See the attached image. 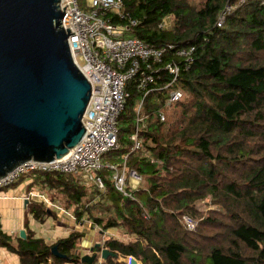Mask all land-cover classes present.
Masks as SVG:
<instances>
[{
  "label": "trees",
  "instance_id": "trees-1",
  "mask_svg": "<svg viewBox=\"0 0 264 264\" xmlns=\"http://www.w3.org/2000/svg\"><path fill=\"white\" fill-rule=\"evenodd\" d=\"M123 2L124 13L137 21L132 38L154 47L196 46V62L177 85L184 98L165 110V122L156 114L163 104L148 100L139 126L143 147L132 152L141 94L128 85L120 149L105 159L121 165L128 155L127 170L141 177L138 190L126 191L134 200L115 189L107 171L99 173L105 193L81 175L38 174L37 181L99 235L120 233L94 250L116 254L103 264H126L120 261L126 257L142 264H264V0ZM228 7L233 9L218 28ZM113 23L123 24L117 16ZM207 199L220 211H208ZM30 211L38 218L47 214L40 204ZM184 216L199 222L195 232L185 229ZM84 238L74 231L58 242L61 259L42 240L14 241L0 227V245L21 264H82Z\"/></svg>",
  "mask_w": 264,
  "mask_h": 264
},
{
  "label": "built area",
  "instance_id": "built-area-1",
  "mask_svg": "<svg viewBox=\"0 0 264 264\" xmlns=\"http://www.w3.org/2000/svg\"><path fill=\"white\" fill-rule=\"evenodd\" d=\"M87 7L88 11L84 12L79 0H60V10L65 13L62 28L74 34L68 38L73 61L92 88L82 119L84 138L64 159L27 161L19 165L0 179V192L14 186L24 176L63 174L81 175L88 184L105 193L106 183L99 173L107 171L115 189L132 198L127 188L138 190L141 178L136 172L127 170L128 155L123 156L121 165L105 159L106 155L120 149L119 120L131 97L129 83L133 82L141 94L135 110L132 152L141 151L143 147L139 126L144 122L143 112L148 100L155 97V105L163 104L156 114L165 122V110L184 98V92L177 85L182 73L191 71L196 62V46L165 44L154 47L136 38L125 39V33H130L137 21L124 13L123 0H87ZM232 9L228 7L220 14L218 28L225 25ZM114 16L123 24H114ZM150 161L154 163L153 158ZM182 224L187 231L195 232L199 222L184 216ZM135 260L133 257L123 259L126 264H133ZM100 261L96 264H101Z\"/></svg>",
  "mask_w": 264,
  "mask_h": 264
},
{
  "label": "water",
  "instance_id": "water-1",
  "mask_svg": "<svg viewBox=\"0 0 264 264\" xmlns=\"http://www.w3.org/2000/svg\"><path fill=\"white\" fill-rule=\"evenodd\" d=\"M64 14L60 0H0V179L27 161L66 158L86 133L92 88L73 61ZM51 253L66 258L57 246ZM109 257L116 254L102 249Z\"/></svg>",
  "mask_w": 264,
  "mask_h": 264
},
{
  "label": "crops",
  "instance_id": "crops-1",
  "mask_svg": "<svg viewBox=\"0 0 264 264\" xmlns=\"http://www.w3.org/2000/svg\"><path fill=\"white\" fill-rule=\"evenodd\" d=\"M37 176L38 174L24 176L14 186L0 192V227L4 234L11 236L14 241L17 238L26 239L30 236L53 247L67 239L72 232L83 231L85 238L79 246L82 257L93 256L91 248L103 243L105 238L117 234L116 231H111L103 237L99 235L97 227L93 228L91 223L86 220L77 221L72 211L65 210L53 198V193L37 181ZM32 204L43 205L47 214L41 218L36 217L30 211ZM22 232L25 233L26 238L21 237ZM123 259L120 258V261ZM99 261L101 264L105 261L101 259V255L96 263ZM0 264H21V257L0 245ZM49 264H53L51 260ZM138 264L142 263L138 262Z\"/></svg>",
  "mask_w": 264,
  "mask_h": 264
},
{
  "label": "rangeland",
  "instance_id": "rangeland-1",
  "mask_svg": "<svg viewBox=\"0 0 264 264\" xmlns=\"http://www.w3.org/2000/svg\"><path fill=\"white\" fill-rule=\"evenodd\" d=\"M79 3H80L81 8L83 9V11L84 12H87L88 11L87 0H79ZM241 3L243 4V1H241ZM124 38L125 39H131L132 37H131L130 33H125ZM130 113H131V111L128 109V111L126 112V114H130ZM206 204H208V206H209L208 209H207L208 211H210V210L220 211V208L219 207H214V206L211 205L210 199H207L206 200ZM119 236H120V233H117L114 237L118 238Z\"/></svg>",
  "mask_w": 264,
  "mask_h": 264
},
{
  "label": "bare ground",
  "instance_id": "bare-ground-1",
  "mask_svg": "<svg viewBox=\"0 0 264 264\" xmlns=\"http://www.w3.org/2000/svg\"><path fill=\"white\" fill-rule=\"evenodd\" d=\"M135 182V181H134Z\"/></svg>",
  "mask_w": 264,
  "mask_h": 264
}]
</instances>
